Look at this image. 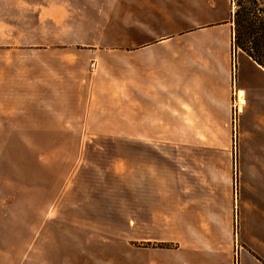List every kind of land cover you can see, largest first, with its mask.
<instances>
[{
	"label": "crops",
	"instance_id": "crops-1",
	"mask_svg": "<svg viewBox=\"0 0 264 264\" xmlns=\"http://www.w3.org/2000/svg\"><path fill=\"white\" fill-rule=\"evenodd\" d=\"M191 1L0 0V130L125 140L137 187L173 211L156 264H264V70L234 58L230 19L190 20ZM133 208L127 256L150 264ZM30 222L0 237V264H82V218Z\"/></svg>",
	"mask_w": 264,
	"mask_h": 264
},
{
	"label": "rangeland",
	"instance_id": "rangeland-1",
	"mask_svg": "<svg viewBox=\"0 0 264 264\" xmlns=\"http://www.w3.org/2000/svg\"><path fill=\"white\" fill-rule=\"evenodd\" d=\"M190 6V20L201 22L207 18L215 20L214 24L221 19L232 22L235 8L232 0H192ZM116 20L119 24L126 21L124 18ZM235 56L236 60L248 59L240 49H235ZM243 70L247 72L245 65L238 64L236 71L234 63L238 76ZM238 97L233 88V136L238 121ZM215 135L216 141L221 140L223 131H215ZM168 136L173 137V133ZM65 137L58 132L0 130V237L5 232L8 237L15 231L20 233L21 227L14 224L29 226L34 218H38L40 224L46 218H82V237L89 239L82 241V264H131L126 252L131 243L127 240L125 222L130 204L135 217L145 220V224L135 225V234L144 233L150 238L134 244L146 248L148 262L156 264L158 258L154 252L175 246L174 241L159 240L162 234L174 236L173 211L155 208L152 197L137 187V179L131 177L127 169V146L118 142L125 140L103 137L84 141L86 145L81 147L80 141ZM167 150L173 153L169 142ZM168 182L167 186L173 189L172 174ZM95 244L100 245L102 251L96 253ZM135 262L144 264L138 259Z\"/></svg>",
	"mask_w": 264,
	"mask_h": 264
},
{
	"label": "trees",
	"instance_id": "trees-1",
	"mask_svg": "<svg viewBox=\"0 0 264 264\" xmlns=\"http://www.w3.org/2000/svg\"><path fill=\"white\" fill-rule=\"evenodd\" d=\"M234 49L264 70V0H232Z\"/></svg>",
	"mask_w": 264,
	"mask_h": 264
},
{
	"label": "built area",
	"instance_id": "built-area-1",
	"mask_svg": "<svg viewBox=\"0 0 264 264\" xmlns=\"http://www.w3.org/2000/svg\"><path fill=\"white\" fill-rule=\"evenodd\" d=\"M93 64H94V63L91 64L92 67H93Z\"/></svg>",
	"mask_w": 264,
	"mask_h": 264
}]
</instances>
